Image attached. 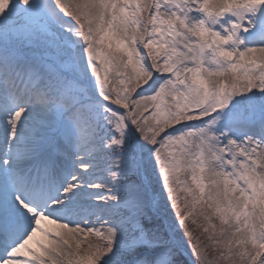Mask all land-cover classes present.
Returning a JSON list of instances; mask_svg holds the SVG:
<instances>
[{"label":"snow or ice","instance_id":"obj_1","mask_svg":"<svg viewBox=\"0 0 264 264\" xmlns=\"http://www.w3.org/2000/svg\"><path fill=\"white\" fill-rule=\"evenodd\" d=\"M0 264H264V0H0Z\"/></svg>","mask_w":264,"mask_h":264},{"label":"rangeland","instance_id":"obj_2","mask_svg":"<svg viewBox=\"0 0 264 264\" xmlns=\"http://www.w3.org/2000/svg\"><path fill=\"white\" fill-rule=\"evenodd\" d=\"M202 239H203V237H202ZM209 255L211 256L212 254H211V250H209Z\"/></svg>","mask_w":264,"mask_h":264}]
</instances>
